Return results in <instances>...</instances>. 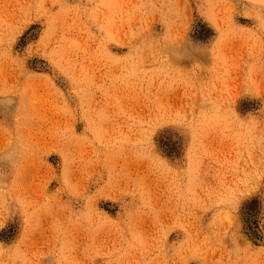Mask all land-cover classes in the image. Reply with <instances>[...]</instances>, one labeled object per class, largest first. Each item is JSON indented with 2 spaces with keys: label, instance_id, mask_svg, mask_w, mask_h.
<instances>
[{
  "label": "rangeland",
  "instance_id": "rangeland-1",
  "mask_svg": "<svg viewBox=\"0 0 264 264\" xmlns=\"http://www.w3.org/2000/svg\"><path fill=\"white\" fill-rule=\"evenodd\" d=\"M0 264H264V0H0Z\"/></svg>",
  "mask_w": 264,
  "mask_h": 264
},
{
  "label": "bare ground",
  "instance_id": "bare-ground-1",
  "mask_svg": "<svg viewBox=\"0 0 264 264\" xmlns=\"http://www.w3.org/2000/svg\"><path fill=\"white\" fill-rule=\"evenodd\" d=\"M174 102V101H173ZM145 110V109H144ZM211 141V140H210Z\"/></svg>",
  "mask_w": 264,
  "mask_h": 264
}]
</instances>
